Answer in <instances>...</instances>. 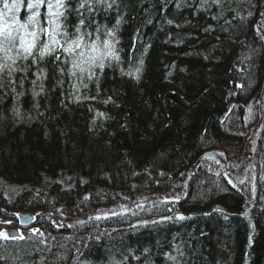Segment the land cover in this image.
<instances>
[{
  "label": "trees",
  "instance_id": "1",
  "mask_svg": "<svg viewBox=\"0 0 264 264\" xmlns=\"http://www.w3.org/2000/svg\"><path fill=\"white\" fill-rule=\"evenodd\" d=\"M238 1L225 4L226 9L235 12L225 11L219 20L212 19L219 11L216 6L208 14L181 7L179 29L166 23L160 4L153 0H116L111 8L101 10L96 18L106 27L123 18V49L127 52L137 44L136 66L140 59L144 61L139 79L127 75L136 66L121 63L106 67L100 73L99 93L94 83L80 93L95 97L92 103L83 105L73 101L75 97L71 100L70 85L75 81L65 79L62 86L54 89L55 80L50 77L45 82L47 95L37 97L38 109L33 108L30 94L21 98L25 116L22 121L13 118L11 99L0 104L4 116L0 119V214L37 208L42 213L36 223L53 225L46 215L59 205L61 213L79 212L87 219L80 230L89 234L91 223L120 226L147 209L154 212V217L177 209L195 210L194 217L168 222L158 218V223L131 229L127 236L114 230L99 232L101 240H95L90 234L82 259L88 264H107L112 255L109 249L118 252L117 249L130 245L137 253L151 252V257L158 259L156 264H174L164 255L159 259V252L161 247L171 250L169 232L182 228L180 242L176 243H182L184 255L172 252L179 264H264V168L262 172L258 168V160L264 158V117L257 144L248 140L253 183H243L244 189L212 171V178L231 188L214 201L204 193L211 188L210 181L197 180L200 172L205 175L206 168L197 166L180 201L159 198L136 215L97 214L105 208L113 209L114 204L128 197L150 195L153 190L177 189L180 194L182 178L178 170L183 171L214 136L221 144L232 139L225 133L222 136L218 119L213 118L225 111L222 97L228 81L233 82L239 76L237 69L244 71L247 65L254 68L256 79L264 78V37L259 29L261 26L264 31V14L257 16L255 11V17H247L253 13L257 0ZM161 2L172 16L182 0ZM115 10L118 15L114 20L110 12ZM46 11L42 6L41 13ZM29 14L30 11L20 10L17 17L23 20ZM209 26L211 31H205ZM131 33L136 35L134 46ZM94 110L103 114L97 121ZM218 149L237 161L244 152L241 148ZM214 168L218 165L214 164ZM216 204L226 208L227 215L207 213ZM66 237L70 239L65 247L53 246L60 256L67 257L60 264H74L78 240L71 235ZM48 244V236L36 233L28 241L0 240V253L19 254L25 261L44 256L50 261L53 251H47ZM36 248L44 251H35ZM145 248L148 253H144Z\"/></svg>",
  "mask_w": 264,
  "mask_h": 264
},
{
  "label": "snow or ice",
  "instance_id": "2",
  "mask_svg": "<svg viewBox=\"0 0 264 264\" xmlns=\"http://www.w3.org/2000/svg\"><path fill=\"white\" fill-rule=\"evenodd\" d=\"M115 2L116 0H111V2L110 0H26L30 14L21 20L16 15L20 10L21 0H0V4H2L0 7V104H3L6 99L13 101L10 111L15 120L22 121L25 118L23 109L20 107L22 97L30 94L33 108H39L37 97L47 95L45 82L50 77L55 80L54 89L62 86L65 79L75 81L70 86L72 88L71 95L77 101L95 99V97L80 95L81 90H87L90 83L96 84L97 90H99L100 73L106 67L113 68L121 62L120 52L122 49L118 48L121 20L117 19L115 25L106 27L96 18L97 13L111 8ZM230 2L231 0H199L198 4L193 5L188 0H182L177 3V8L194 6L196 11H207L215 5L219 11L212 16V19L219 20L224 16L225 11L235 12V9L224 7ZM42 6L47 9L43 14L41 13ZM236 15L239 14L236 13ZM165 21L168 25L174 23L167 17H165ZM147 23L151 24L152 21L148 20ZM225 23H230V21H225ZM223 30L227 31V28ZM205 31H211V26ZM143 64V59H140L135 71L129 72L127 75L139 79ZM107 102L105 101V103ZM0 119H4L2 113H0ZM261 178L264 179V176ZM240 183L243 184L244 181H240ZM252 192L255 195V186H253ZM172 219L183 221L186 217L181 213L176 214L175 217H161L162 221ZM153 223H158V221H153ZM33 233L43 235L38 229H33ZM9 239H24V237L23 235L16 237L11 233L0 232V240ZM65 239H70V237ZM175 241L176 237L174 236L173 241L170 242L171 251L164 252L163 255L174 264H179L177 256L172 252H176L180 256H183L184 253L182 243ZM60 247H64V245H60ZM34 250L44 251L40 248ZM47 251L51 253L52 247L49 246ZM76 251L78 255L74 257V264L77 261L79 264H88V261L82 259L85 255L83 249ZM108 251L111 253V249ZM117 251L120 250L117 249ZM127 251L128 255L121 253L122 259H116L114 254L109 255L107 264H126L129 258L140 259L133 255L134 250L130 247ZM148 252L149 249L145 248L144 253ZM26 254L31 255V252ZM62 259L65 257L57 255L47 261L44 256H41L40 260L33 264H60ZM9 261H12V264H16V262L29 264L19 254L10 256L0 253V262L9 264Z\"/></svg>",
  "mask_w": 264,
  "mask_h": 264
},
{
  "label": "bare ground",
  "instance_id": "3",
  "mask_svg": "<svg viewBox=\"0 0 264 264\" xmlns=\"http://www.w3.org/2000/svg\"><path fill=\"white\" fill-rule=\"evenodd\" d=\"M154 2H157L160 4L161 6V10H163V19L165 20V17H167L168 19H172L174 21L173 24H175V27L177 29L181 28L179 22H182V16L183 14H179V12H182V8H178L175 12L174 15L171 16V14L169 12H166L167 10V6L164 5L161 0H153ZM237 3H239L238 0H235ZM255 1V0H254ZM189 3L195 5L199 3V0H190L188 1ZM215 5H213L209 10L207 11H202L205 13H210L212 12V10H214ZM217 7V6H216ZM192 11H196L195 7H189ZM27 9V4H26V0H21V6H20V10H26ZM256 11L257 16L258 15H262L264 14V0H257V2H254L253 5V13L251 15L247 14V17H255L256 15L254 14ZM118 10L115 11H111L110 15L115 17L118 15L117 14ZM251 13V12H249ZM99 14V13H97ZM96 14V16H97ZM118 18V17H117ZM259 19V17H256ZM121 20V24L123 22V18H118ZM125 19V17H124ZM113 20V23H115ZM179 21V22H178ZM100 22V20L98 21ZM120 24V26H121ZM125 24V22H124ZM179 25V26H177ZM124 26V25H123ZM262 32V36L264 37V31L263 28L260 26L259 28ZM121 35L124 36V34L120 31L118 32V37H119V45L118 48L122 49V51L120 52V56H121V63H126L127 65L130 66H136L137 62H138V57H135V52L137 50V44L135 45V39H136V35L133 36V33L129 34V37H131V40L133 43V47H131V49H128L127 52L124 51V45L122 43V39H121ZM138 39V38H137ZM119 66V65H118ZM254 68L247 65L245 69H243L244 71H242L241 69H237L238 70V77H236L234 79V81L232 82L231 80L228 81V87L225 89L223 97H222V101L224 100V105H226L225 107V111H222L220 113H216L214 115V119H218V123L220 125V130L223 134H227L230 135L232 137V139L230 141L225 140L224 144H221V140H217V138L214 136L212 139H210V142L202 149V151L195 156V158L190 162V164L182 171V170H178V174H180V177L182 178L181 180V190L184 189L185 183L187 181H190L193 172L195 171V168L197 166H203V168H206V171H204V176H202V172L199 173V175L197 176V180H202V181H210L211 183V188H206L204 190V193L207 194L208 196L212 197L214 199V201H217L220 199V196H223L225 194H227V190H231V188L225 186V183L219 179H215L212 178V175L210 174V169L209 167L206 165L207 163H210V159L208 157L209 152H215L218 153V151L221 149L227 150V151H233L236 148H241L244 151V155L248 154L249 157L252 158L251 156V145L248 141V132H249V125L251 123L250 118H249V112L253 107V104L257 103V101L259 100L261 94L264 95V78H262V80H260L259 76L256 79V75L254 77L253 74V70ZM240 72V73H239ZM252 74V75H251ZM259 78V79H258ZM237 85H240V87H237ZM85 90H81V92H83ZM97 93H99L96 87L95 90ZM71 95V94H70ZM81 95V94H80ZM86 96V95H85ZM71 96V100H72ZM75 102L78 103H82L83 105L89 103V102H93V99H81L79 101L77 100H73ZM171 101L168 100V104ZM264 117V116H263ZM262 117V119H263ZM262 119L259 121V123H262ZM254 144H257V140L254 141ZM214 148V149H212ZM221 151V150H220ZM223 155V161L227 164H232L234 162H236V159H231L230 157H228V155L226 156L224 154V152L221 153ZM211 156L216 157L217 155L215 154H211ZM263 160H258V168L259 170L262 172L263 168H264V158L262 157ZM190 177V178H189ZM196 182V181H195ZM202 184V182H200ZM184 185V186H183ZM235 185V184H234ZM180 190V191H181ZM234 190V189H233ZM35 192V191H34ZM143 198L149 197V193L148 194H143L142 195ZM225 198H227V196H225ZM122 202H127V201H121ZM120 203H116L114 204L115 206L120 204ZM146 203L140 207H138L135 210H132L131 213H135L138 212L139 210H141V208L145 205H147V202H143ZM57 207V208H56ZM55 210L59 213L62 212V206H56ZM133 208V206L131 207ZM130 208V209H131ZM36 210H17L15 212H13L11 215L10 214H0V232H3L4 230H8V231H12V232H16V237H19L21 235H23L24 239L23 240H30L36 233H33V229H38L40 233H43L44 235L48 236V247L51 246L52 247V256L53 258L57 255L60 256V253L58 251V249L56 247H60V245H64L65 247V243L68 241V239H65L66 236H74L77 238L78 240V247L77 249H83L86 250V248H84V244L87 241L86 238L87 236H89L91 234V236L95 239V240H101V236L99 234V232L101 234L108 232V231H114V230H119V231H123L124 236H127V234H130L129 231L131 229H138L140 226H149L150 224L153 223V221H158L161 219V217H165V216H171V217H175L176 214L173 213H169V212H165L163 214H161V216H155L154 212L151 211V209H147L143 212L133 215H136V217L134 219L131 220L130 223L128 224H124V225H120V226H110L108 223L106 222H101V223H91V231L89 234H87L84 230H80V226L85 222L84 220L87 219H82V220H78L75 221L71 224H66L63 222L62 219L60 218H51L50 219V223L51 224H45V223H36L37 222V218L40 216V214L42 213V211L37 210V208H34ZM107 209V214L109 215H113V214H117V213H122L124 214L125 212H119L118 210H114V209ZM19 212H26V213H30V214H36L35 216V220L31 223V224H19L18 219L16 217V213ZM34 212V213H31ZM178 213L184 214L186 219L194 217L197 215V211L193 210L191 212H187L185 210H181L178 211ZM159 218V219H158ZM158 219V220H156ZM172 220H176V219H172ZM170 220H167L166 222H168ZM55 222H59V223H55ZM143 222H147V223H143ZM191 226V225H190ZM154 230V229H152ZM150 230V231H152ZM77 231V232H75ZM79 231V232H78ZM149 231V232H150ZM182 231V228L179 230H173L169 232V239L168 242L170 244V242L173 241V237H176V241L175 242H180V236L179 233ZM76 233H78L76 235ZM120 235V234H117ZM90 236V237H91ZM97 237H99V239H97ZM117 237V236H114ZM113 237V238H114ZM86 238V239H85ZM11 240V239H10ZM56 247H54V246ZM83 246V247H82ZM125 249L124 250H120L118 252H112L111 254L115 255L116 259H122L121 253H123L124 255H128V247H130L131 249L134 250L133 255H135L136 257H139V260H134L129 258V260L126 262V264H137L138 262L144 263V264H156L158 263V259L151 257V252H149L146 255H143L141 252L137 253L138 251H136V249H134L132 246L128 245V246H124ZM161 251L159 252V259L163 256L164 252H169L171 250H167V247H161ZM77 253V251H76ZM62 255H64V253H62ZM67 258V257H65ZM89 259L90 261L93 262V257L89 254ZM63 260V259H62ZM39 260H30L28 261L29 264H33V262H36ZM62 264V263H61Z\"/></svg>",
  "mask_w": 264,
  "mask_h": 264
},
{
  "label": "rangeland",
  "instance_id": "4",
  "mask_svg": "<svg viewBox=\"0 0 264 264\" xmlns=\"http://www.w3.org/2000/svg\"><path fill=\"white\" fill-rule=\"evenodd\" d=\"M98 111H93V117L97 121L98 118L101 116ZM264 116V95L261 94L259 100L257 103L253 104L252 109L249 112V118H250V125H249V134H248V140L254 144V141L258 139L259 132H260V123L259 121ZM253 157H249L248 154L244 155V152L242 153L240 159L237 162H234V165H232L230 168V172L228 173V176L235 182L237 186H240L244 189V184H241L240 181H244V183L251 182V172L252 168L251 166L247 167L249 168V171L247 169L243 170L244 162L248 160V165H251ZM190 178V177H189ZM179 184V183H178ZM184 186V185H183ZM189 186V181L185 183L184 191H182V195L180 198H183V194L185 192V189H187ZM151 194L149 197L143 198L142 196H131L126 198L124 201L118 205H116L113 209L118 210L119 212H127L132 214H137L138 212L131 213L132 210L137 209L138 207L146 204L143 202H147V205L143 207H149L150 203H155L156 201H159L158 198L164 199V197L169 196H179V191L177 192V189H169V190H153L150 191ZM158 206V204L156 203ZM133 206V208H131ZM131 208V209H130ZM178 209L173 212V214H178ZM34 213V212H31ZM96 212H94L91 215H94ZM99 216L107 214V209L100 211L97 213ZM71 217V218H70ZM46 218L49 220L51 218H60L63 220L66 224H71L75 221L82 220V216H80V213L75 212L71 214L66 215L64 212L59 213L55 209H53L51 212H48L46 215ZM70 218V219H69Z\"/></svg>",
  "mask_w": 264,
  "mask_h": 264
},
{
  "label": "water",
  "instance_id": "5",
  "mask_svg": "<svg viewBox=\"0 0 264 264\" xmlns=\"http://www.w3.org/2000/svg\"><path fill=\"white\" fill-rule=\"evenodd\" d=\"M35 216L36 214H30V213H26V212H19L16 213V217L18 219L19 224H31L34 220H35ZM55 223H59V222H55ZM3 232L5 233H11L13 236H16V232H10L8 230H4Z\"/></svg>",
  "mask_w": 264,
  "mask_h": 264
}]
</instances>
